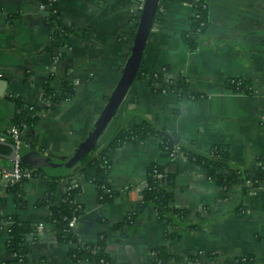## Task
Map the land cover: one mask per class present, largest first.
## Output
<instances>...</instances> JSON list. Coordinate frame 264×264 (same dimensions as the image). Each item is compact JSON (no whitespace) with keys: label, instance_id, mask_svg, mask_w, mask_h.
Instances as JSON below:
<instances>
[{"label":"crops","instance_id":"crops-1","mask_svg":"<svg viewBox=\"0 0 264 264\" xmlns=\"http://www.w3.org/2000/svg\"><path fill=\"white\" fill-rule=\"evenodd\" d=\"M198 1H159L142 68L147 73L165 68V81L175 86L156 91L148 79L136 78L96 146H105L121 127L148 119L191 150L208 155L217 145L228 146L235 166L256 169L264 164V0H204L209 25L197 48L191 49L183 33ZM40 3L0 0V136L13 126L16 97L26 104H48L46 89L60 92L63 82L70 81L75 96L43 109L32 144L23 143L45 155L68 158L94 127L120 80L143 0H57L64 24L88 31L87 36L71 34L66 40L55 36L54 22L50 14L41 13ZM63 47L70 54L60 51ZM235 78L250 82L251 91H233L229 81ZM181 81L201 96L181 94ZM160 143L150 137L115 150L109 181L119 194L108 203L100 201L93 182L72 174L61 179L48 205H38L48 195L50 178L41 173L26 179L17 195L10 177L13 158L0 154V214H18L22 220L43 224L27 236V260L16 264H71L72 245L59 241L47 217L50 207L60 204L68 186L76 182L80 190L74 201L81 212L73 230L84 243L106 234L114 264H153L151 251L160 246L176 264H236L239 256L264 264V185L247 193L239 184L227 190L184 153L165 155ZM153 162L175 176L169 187L172 206L188 214L167 221L148 206L134 224L117 228L140 203V186H146L147 168ZM169 232L173 236L167 238ZM7 239L6 224L0 222V264L8 258Z\"/></svg>","mask_w":264,"mask_h":264},{"label":"trees","instance_id":"trees-1","mask_svg":"<svg viewBox=\"0 0 264 264\" xmlns=\"http://www.w3.org/2000/svg\"><path fill=\"white\" fill-rule=\"evenodd\" d=\"M42 1L50 8V16L54 22V34L57 38L66 40L71 34L88 35V31H79L64 24L57 10V2H53L52 0ZM55 9L56 12H54ZM208 25V7L204 0H199L195 11L191 15L190 27L183 33V38L191 49L197 48L199 36L205 32ZM138 77L146 78L150 82L159 81V78L154 73H147L143 70L142 63L136 78ZM168 84L172 85L173 88L175 86L173 83L164 82L165 86ZM178 87L181 90V94L188 93L192 98L201 96V94L189 91L188 85L184 81L178 83ZM229 87L236 92L251 91L250 82L245 79H231L229 81ZM154 89L157 91L156 88ZM75 94V85L70 81H64L60 92L52 91L50 88L46 89L44 96L49 101L48 104L40 106L26 104L22 98L16 97L17 111L12 118V123L23 132V136L27 132L26 136L30 139L34 132V127L38 123L39 113L43 109L54 108L63 101L72 99ZM3 135H5V139L8 142L14 143L15 140L10 131L5 132ZM150 137H157L161 140V150L167 156L174 155L176 149H179L188 158L205 168L209 178L227 190H231L235 185L239 184L243 187L244 192L247 193L264 185V164L253 170L239 168L231 162L229 147L222 145L215 146L211 154H200L187 148L177 135L169 134L164 128L159 127L156 123L148 119L143 120L140 124L131 128L121 127L105 146L101 148L94 145L85 150L79 155L77 162L72 166L79 165L73 170V173L70 172L67 174L65 173L66 170H64L60 173L49 174L47 171L35 168L22 159L21 162L25 170L34 169L36 173H43L50 178L48 195L44 199L39 200L37 202L38 205H48L53 194L59 187L61 179L72 174H79L93 182L97 188L100 201L108 203L112 202L119 194V191L109 181V172L113 164L115 150L126 143L133 145L140 144ZM78 151L79 148L71 157ZM68 159L63 161L66 162ZM174 179L175 176L166 172L164 165L156 162L150 164L147 168V183L143 189L140 203L134 210L129 211L127 217L122 222L117 223L115 226L122 229L126 224H134L148 206H152L156 210L159 219H165L167 221H171L174 218L184 219L188 211L172 206L173 192L169 187L174 184ZM25 180L13 184L12 189L17 195L22 193V186ZM70 185L71 188L66 191L60 204L50 207L47 222H51L56 226L59 241L72 245L69 250L71 264H77L81 260H89L94 264H114L111 255L107 251L106 234L99 236L95 242L84 243L78 240L74 230L69 227L70 219L73 216L78 217L81 212V208L74 201V197L80 190V187H74L73 184ZM0 222L6 224L8 231V239L5 246L8 258L2 264H16L20 261H26L31 252V244L28 242L27 236L36 232L38 224L22 220L18 214L13 216H2L0 214ZM172 236L173 233L169 232L166 234L167 238ZM125 238L126 233H123L122 240ZM151 254L153 256V264H176L174 262L175 257L165 246L154 248ZM195 257L191 256L190 259L193 260ZM235 263L255 264V260L252 256H239L235 259Z\"/></svg>","mask_w":264,"mask_h":264},{"label":"water","instance_id":"water-1","mask_svg":"<svg viewBox=\"0 0 264 264\" xmlns=\"http://www.w3.org/2000/svg\"><path fill=\"white\" fill-rule=\"evenodd\" d=\"M159 1L160 0L144 1L131 54L123 67L120 80L113 93L109 97L102 112L100 113L94 127L91 129L86 138L81 142V144L77 147V149L79 148V151L76 152L73 157L71 156L77 149L68 157L69 159L64 162L63 160H66L67 158L51 157L30 147L4 140H0V154L11 157L18 161H21L22 159L24 162H27L35 168L43 169L49 174H56L72 168L74 163L77 162L80 154H82L90 147L96 145L102 133L116 115L133 81L137 77L138 70L142 63L144 50L151 32V28L153 26V22L155 20ZM41 13L49 15L50 8L46 7L45 9H41ZM61 50L70 54V51L67 47L60 48V51ZM26 135L27 132L23 136V141L28 145L32 144V141L27 138ZM144 187V185L140 186V195H142Z\"/></svg>","mask_w":264,"mask_h":264},{"label":"built area","instance_id":"built-area-1","mask_svg":"<svg viewBox=\"0 0 264 264\" xmlns=\"http://www.w3.org/2000/svg\"><path fill=\"white\" fill-rule=\"evenodd\" d=\"M52 1L53 2H57V0H52ZM144 1L145 0H143V4H144ZM143 4L141 5L140 10H142ZM39 7H40V9H45L48 6H47L46 3H44L42 1V3H40ZM54 12H56V9L54 10ZM165 71H166V69L164 68L162 71L153 72L154 75H156L159 78V81L152 82L153 87L156 88L158 91L167 92L168 90H171L170 85L165 86L164 83H163L165 81V79H164V72ZM10 132L12 133V136H13V138L15 140L14 143L23 145V143H24V141H23V132L20 131L14 125L11 127ZM0 139L5 140V137L0 136ZM178 151H179V149H176V153ZM175 154L172 155V157H174ZM13 161H14V166H13V169H12V171L10 173V177L13 180V184L19 183V182H21L22 180H25V179H31L34 176L38 175V173H36V171L34 169L25 170L21 161H18V160H15V159H13ZM73 186L74 187H78V183L77 182L73 183ZM70 188H71V185L68 186L67 190H69ZM77 219H78L77 216H73L70 219V221H69V227L70 228L73 229L76 226ZM38 228L42 229L43 228V224H40V225L38 224Z\"/></svg>","mask_w":264,"mask_h":264}]
</instances>
